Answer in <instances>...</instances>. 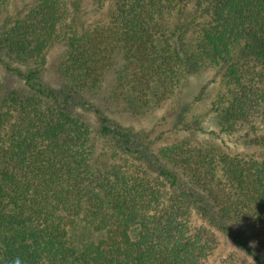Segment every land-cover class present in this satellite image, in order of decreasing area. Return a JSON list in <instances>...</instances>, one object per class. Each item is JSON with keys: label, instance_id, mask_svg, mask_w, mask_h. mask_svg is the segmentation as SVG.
<instances>
[{"label": "trees", "instance_id": "16d2710c", "mask_svg": "<svg viewBox=\"0 0 264 264\" xmlns=\"http://www.w3.org/2000/svg\"><path fill=\"white\" fill-rule=\"evenodd\" d=\"M10 1L0 0V62L26 89L0 84V264H203L217 247L213 231L264 264V240L253 247L241 231L264 227V162L202 160L175 147L160 160L142 135L113 126L96 104L122 96L144 108L202 69H264V0H195V16L207 22L165 32L161 45L157 16L169 8L183 14V0H119L110 26L82 33L65 0H38L14 21ZM62 40L68 49L53 88L39 66ZM122 53L119 81L130 80L128 94L103 86ZM15 63L32 66L23 72ZM77 107L96 113L95 132ZM228 109L251 116L236 104ZM194 216L208 227H194ZM77 223L102 237L77 242L70 234Z\"/></svg>", "mask_w": 264, "mask_h": 264}, {"label": "rangeland", "instance_id": "374dc122", "mask_svg": "<svg viewBox=\"0 0 264 264\" xmlns=\"http://www.w3.org/2000/svg\"><path fill=\"white\" fill-rule=\"evenodd\" d=\"M37 1L11 0L7 13L9 19L14 21L25 15ZM65 1L70 13L78 17L77 25L81 33L96 26L101 29L110 26L118 4H121L119 0H102V3L97 4L95 0ZM183 2L187 6L183 14L177 15L175 10L169 8L166 13L157 16L156 23L164 29L162 30L163 39L158 41V45L163 43L165 32L172 34L175 28L188 24L193 19L195 22H192L193 24L200 25L207 22L206 14L200 17L195 16L197 14L195 11L198 10L195 0H183ZM5 18L3 17L2 21ZM67 47V40L50 44L47 48L45 62L39 66L41 79L53 88L59 87L58 70L66 57ZM119 59L106 73L103 86L113 90L121 85L125 90L124 94L127 93L125 85L129 84L130 80L119 81L124 67V53L119 56ZM31 66L21 63L13 65L23 72H28ZM136 67H139L138 63ZM253 68L248 70L243 67L236 69V73L233 71L228 74L217 66L202 69L186 75L187 77L182 78L167 97L160 98L156 102L152 101L144 108H136L122 96L117 101L109 100L110 97L107 95L96 104L113 126L117 125L142 135L150 144L151 153L160 160L159 157L169 154L170 150L175 147L179 148L180 153L184 150L194 152V156L202 160L211 159L213 156L219 160L223 156H229L264 162V80L262 79L264 69L260 65ZM126 70H128L126 72L135 70L134 61ZM185 81H187L186 84H184ZM0 84L9 91L26 89L24 79L9 71L1 62ZM249 99H251L250 103ZM233 104L240 108L244 107L245 112L251 114L249 119H244L241 110L238 111L239 113L229 110V106ZM248 106L250 109L247 110ZM224 111L230 112L227 116L230 120L228 123L223 120ZM75 114L92 124L95 132L98 117L93 110L77 107ZM102 141L100 140V145L109 146V143L102 144ZM104 162L108 167L113 161L106 159ZM212 163L215 164L216 161L213 160ZM170 168L181 175L180 170L173 165H170ZM183 178L186 180L184 176ZM77 224V227L70 230L71 236L75 237L77 242L85 243L102 237V233L87 229L83 223ZM192 224L194 227H208L202 219H197L195 216ZM241 231L253 247L264 240V227ZM213 232L218 241L217 247L203 264H257L254 259L242 253L228 237Z\"/></svg>", "mask_w": 264, "mask_h": 264}, {"label": "clouds", "instance_id": "9594fccd", "mask_svg": "<svg viewBox=\"0 0 264 264\" xmlns=\"http://www.w3.org/2000/svg\"><path fill=\"white\" fill-rule=\"evenodd\" d=\"M16 264H20L19 260L16 261Z\"/></svg>", "mask_w": 264, "mask_h": 264}]
</instances>
